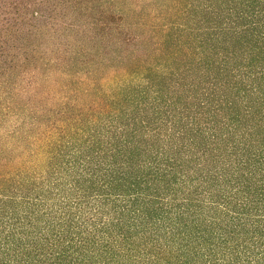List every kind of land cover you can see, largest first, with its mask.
<instances>
[{
    "label": "trees",
    "instance_id": "trees-1",
    "mask_svg": "<svg viewBox=\"0 0 264 264\" xmlns=\"http://www.w3.org/2000/svg\"><path fill=\"white\" fill-rule=\"evenodd\" d=\"M0 264H264V0H0Z\"/></svg>",
    "mask_w": 264,
    "mask_h": 264
},
{
    "label": "rangeland",
    "instance_id": "rangeland-1",
    "mask_svg": "<svg viewBox=\"0 0 264 264\" xmlns=\"http://www.w3.org/2000/svg\"><path fill=\"white\" fill-rule=\"evenodd\" d=\"M29 133L31 135V130ZM17 139H18V137H17ZM18 142L20 143V145H31V136H30L29 141H25L24 139L20 138V139H18Z\"/></svg>",
    "mask_w": 264,
    "mask_h": 264
}]
</instances>
